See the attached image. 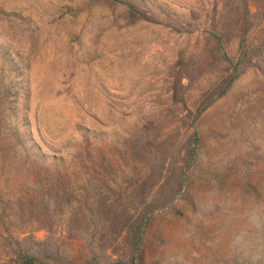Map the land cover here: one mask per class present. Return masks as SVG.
Wrapping results in <instances>:
<instances>
[{"label":"rangeland","instance_id":"obj_1","mask_svg":"<svg viewBox=\"0 0 264 264\" xmlns=\"http://www.w3.org/2000/svg\"><path fill=\"white\" fill-rule=\"evenodd\" d=\"M0 264H264V0H0Z\"/></svg>","mask_w":264,"mask_h":264},{"label":"trees","instance_id":"obj_2","mask_svg":"<svg viewBox=\"0 0 264 264\" xmlns=\"http://www.w3.org/2000/svg\"><path fill=\"white\" fill-rule=\"evenodd\" d=\"M215 37L217 38V35H215ZM232 68H234V67H232ZM235 75V73L233 72H231L229 75H228V77H227V79H226V83L233 77ZM5 91L6 92H9V89L6 87L5 88ZM15 91H13L12 93H14ZM24 261L26 262V261H33L34 263H39L40 261L38 260V259H36L34 256H31V255H24Z\"/></svg>","mask_w":264,"mask_h":264}]
</instances>
